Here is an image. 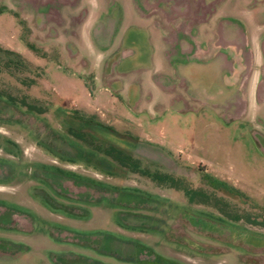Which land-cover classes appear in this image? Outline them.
I'll return each mask as SVG.
<instances>
[{"label":"rangeland","instance_id":"374dc122","mask_svg":"<svg viewBox=\"0 0 264 264\" xmlns=\"http://www.w3.org/2000/svg\"><path fill=\"white\" fill-rule=\"evenodd\" d=\"M1 4L0 46L20 54L27 66L20 65L14 73L0 66V94L9 93L15 99L0 96V163L17 168L8 183L0 184V214L12 206L34 220L13 214L0 226V264H264V228L245 218L264 213V122L247 118L234 122L228 115L218 117V107L191 109L185 102H166L158 91L154 95L164 105L157 107V114H144L140 106H130L123 94L108 89L101 79L103 58L87 40L73 39L83 52L71 57L63 52L68 39L49 40L34 24L22 25L14 14L19 9L6 12ZM66 28L67 34L76 31L74 25ZM155 60L162 64L164 58ZM217 76L207 74L206 83L212 85L209 93L218 85ZM23 98L46 112H30L20 103ZM70 129L74 135L78 131L91 135L90 144ZM72 147L80 148L79 159L70 156ZM112 147L139 160L140 169L133 171L107 157L105 150ZM36 165L172 203L223 227L216 233H199L184 220H169L181 240L171 232L135 229L129 225L154 222L138 215L159 216L108 200L98 202L108 193L72 181H64L63 197L29 175ZM144 171L185 179L195 190L215 197L219 205L199 198L191 201L184 191L160 185ZM6 174L2 166L1 176ZM38 192L46 193L53 205L47 209ZM122 211L130 214L124 216L128 225L120 221ZM94 235L148 248L139 256L140 262H125L92 245ZM237 235L256 241L257 248L234 243ZM186 238L198 243V249L187 245ZM132 249L129 245L116 248L121 254Z\"/></svg>","mask_w":264,"mask_h":264},{"label":"flooded vegetation","instance_id":"af4514ba","mask_svg":"<svg viewBox=\"0 0 264 264\" xmlns=\"http://www.w3.org/2000/svg\"><path fill=\"white\" fill-rule=\"evenodd\" d=\"M0 1L3 3L1 9L6 12H13V9L21 11L13 13L23 26H28L30 22L48 39H68L64 41L63 52L71 57L83 52L73 39L87 40L103 55L101 79L108 89L123 94L130 106H140L144 114H157V107L164 105L154 95L158 91L165 96L166 102H185L191 109L197 106L218 107L215 109L218 117L228 115L234 122H240L241 119L264 122V44L262 63L258 64L251 52L249 26L240 13L244 9L253 12L259 21H264V0H251L249 4H243L241 0ZM71 25L76 31L67 34L66 27ZM156 57L164 58L162 64L156 62ZM177 59L175 64L173 61ZM84 63L85 60H82L81 65ZM209 73L218 75V85L210 93L207 88L212 85L206 83ZM254 75L257 78L253 82ZM251 86L255 94L253 100L249 96ZM144 90L149 93L145 94ZM251 101L256 104L255 108L251 107ZM2 166L7 169V174L1 176ZM35 167L37 170L29 175H38L63 197L66 196L64 181H72L80 186V179L66 177L59 169L44 170L39 165ZM15 170L16 165L0 163V184L8 183ZM123 193L125 195L117 198V205L129 210H149L159 216L152 218L138 215L154 220L151 222L153 224L129 227L164 234L171 232L179 240L176 229L168 225L171 219L184 220L199 233H216L223 227L217 221L190 213L178 205L136 193ZM37 197L46 208L53 205L46 193H39ZM5 208L4 215L0 214V226L7 224L13 214H22L34 220L27 212L12 206ZM119 214L120 221L126 224L124 216L130 214L124 211ZM229 234L231 238L230 231ZM242 237L237 235L234 243L257 248L256 241ZM90 239L97 249L118 256L125 262H140L139 256L148 248L109 235H94ZM185 241L187 245L198 249V243L188 238ZM123 245L132 246L133 251L121 254L116 248H123ZM153 261L158 263L157 258Z\"/></svg>","mask_w":264,"mask_h":264},{"label":"trees","instance_id":"16d2710c","mask_svg":"<svg viewBox=\"0 0 264 264\" xmlns=\"http://www.w3.org/2000/svg\"><path fill=\"white\" fill-rule=\"evenodd\" d=\"M20 65L27 66L26 61L23 59V57L20 54L15 53L13 51L6 50L0 46V66H2L6 71H9L10 73H14L17 70H19ZM0 96H5L10 101L15 100L13 96L10 95L9 93H6V95L0 94ZM20 103L22 104V106L27 108L30 112L43 114L47 110L45 108L39 107L36 104L29 103L27 99L25 98L20 99ZM70 132L74 135L73 129H70ZM74 136H76L79 140H82L83 142H86V143H89V140L91 139V135L87 134L84 131H78ZM76 148L77 147H72L73 152L70 153V156L72 158L79 159L81 151L79 147H78V150ZM105 154L107 157H111L116 163H118L122 167L129 168L133 171H138L140 169L139 167L140 161L133 159L131 155L124 152L122 149L112 147L110 149L105 150ZM6 165L10 166L11 164H6ZM39 168L44 169V170L51 169L45 166H39ZM62 172L66 175V177H71V178L76 177L79 179V177L75 176L74 174L64 172V171ZM144 172H145L144 174H146L147 176L149 175L154 181L158 182L160 185H166L168 187L184 191L186 193L187 198H189L191 201H194L196 198H199V200L205 204H212V202L214 201L216 205H219V201L215 199V197H213L212 195H209L207 192L203 190H195L185 179L176 177L168 173L156 172L151 175V173L147 171H144ZM34 177H38L39 179H41V177H39L38 175H35ZM80 186H84L87 189L96 188L99 191L109 193L108 196L103 195L102 197L97 199L98 202L108 200L113 204H119V202H117L116 200H119L117 198L118 197L120 198L121 195L124 194L122 191H119L117 189H112L110 187H103L101 184H95L93 181H90V180L88 181V180L80 179ZM245 218L249 223L259 225L264 228V213L257 214L254 216L248 214L247 216H245Z\"/></svg>","mask_w":264,"mask_h":264},{"label":"crops","instance_id":"0c3cea01","mask_svg":"<svg viewBox=\"0 0 264 264\" xmlns=\"http://www.w3.org/2000/svg\"><path fill=\"white\" fill-rule=\"evenodd\" d=\"M242 3L249 4L251 0H241ZM242 18L246 20L247 25L249 26L250 34H251V52L253 57L256 59L258 64L262 63V50L264 44V21H259L253 12L245 11L244 9L241 10ZM50 40V39H49ZM100 57L103 55L100 54ZM257 78V75H254L253 82ZM118 90V89H117ZM254 90L251 86L249 91L250 99H254ZM251 107H256V104L251 101ZM251 120V119H250Z\"/></svg>","mask_w":264,"mask_h":264}]
</instances>
